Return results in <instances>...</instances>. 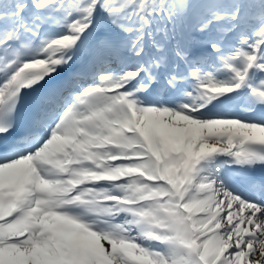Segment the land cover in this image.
<instances>
[{"label":"snow or ice","instance_id":"snow-or-ice-1","mask_svg":"<svg viewBox=\"0 0 264 264\" xmlns=\"http://www.w3.org/2000/svg\"><path fill=\"white\" fill-rule=\"evenodd\" d=\"M0 264H264V0H0Z\"/></svg>","mask_w":264,"mask_h":264}]
</instances>
